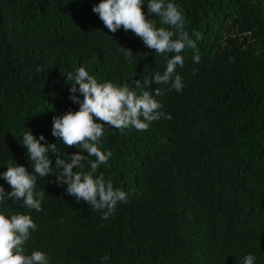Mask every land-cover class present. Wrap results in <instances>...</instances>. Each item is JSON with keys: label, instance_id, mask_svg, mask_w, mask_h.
<instances>
[{"label": "trees", "instance_id": "1", "mask_svg": "<svg viewBox=\"0 0 264 264\" xmlns=\"http://www.w3.org/2000/svg\"><path fill=\"white\" fill-rule=\"evenodd\" d=\"M171 2L183 10L189 35L202 34L200 61L186 49L176 69L182 90L159 85L164 95L155 99L170 120L146 131L104 126L100 147L112 156L95 175L111 179L127 200L105 220L67 194L55 173L37 175L42 211L11 197L0 203V214H28L37 225L26 254L43 251L49 264H243L252 254L264 264V0ZM97 3L0 0V173L18 164L35 174L20 143L27 130L55 143L66 161L80 151L51 132L54 116L79 108L67 73L83 66L98 83L127 84L137 95L158 87L144 81L163 73L166 57L131 31L110 32L92 11ZM57 154L49 158L58 173ZM0 186L11 191L2 177Z\"/></svg>", "mask_w": 264, "mask_h": 264}, {"label": "clouds", "instance_id": "2", "mask_svg": "<svg viewBox=\"0 0 264 264\" xmlns=\"http://www.w3.org/2000/svg\"><path fill=\"white\" fill-rule=\"evenodd\" d=\"M143 5L144 0H99L92 11L110 32L115 33L121 28L125 32L131 31L147 48L166 57L163 73L157 72L144 81L146 87L151 83L158 85L153 89L154 94L145 90L137 95L127 84L98 83L83 66L74 73H67L64 77L70 85V99L78 103L79 108L54 116L51 132L64 145L74 146L80 151L71 154L70 160L66 161L57 154L55 143H41L45 140L42 134L37 138L30 130L25 131L20 143L26 149L35 174L23 165H8L0 177L10 185L11 191L5 192L0 186V203H5L6 197H11L20 202L22 208L42 211L45 191L36 190L37 175L46 178L53 173L58 185H67V194L77 202L83 200L93 210L101 211L102 219L107 220L114 215L118 203L127 200V193L114 188L111 179L106 180L103 173L95 175L101 165L107 166L112 156L110 151H103L100 147L104 126L120 130L134 127L138 131H146L154 121L170 120L171 115L164 113L162 103L155 99L164 95L165 90L159 85H169L167 91L182 90V77L176 71L177 66H184L181 53L191 49L193 61L199 63L197 41L203 38L199 31L189 35L185 30L183 10L171 0H148L149 15L142 10ZM151 15L159 17L160 24L168 27H156L155 22L149 19ZM121 52L126 58L133 54L125 47H121ZM77 93L82 94L83 98L80 99ZM49 153L57 154L55 168L60 170L58 173L53 171ZM85 164L90 166L89 171H84ZM36 229L37 225L28 214H13L10 218L0 214V264H49V258L43 251L34 250L26 254L25 243ZM101 260L107 261L109 257L102 256ZM254 260L255 257L248 254L243 258V264H254Z\"/></svg>", "mask_w": 264, "mask_h": 264}]
</instances>
